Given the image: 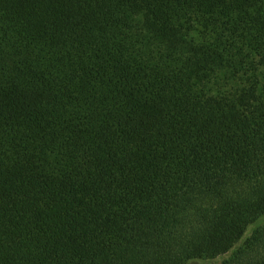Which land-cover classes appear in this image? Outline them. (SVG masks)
<instances>
[{
	"label": "trees",
	"instance_id": "obj_1",
	"mask_svg": "<svg viewBox=\"0 0 264 264\" xmlns=\"http://www.w3.org/2000/svg\"><path fill=\"white\" fill-rule=\"evenodd\" d=\"M219 257L264 264V0H0V264Z\"/></svg>",
	"mask_w": 264,
	"mask_h": 264
},
{
	"label": "rangeland",
	"instance_id": "obj_2",
	"mask_svg": "<svg viewBox=\"0 0 264 264\" xmlns=\"http://www.w3.org/2000/svg\"><path fill=\"white\" fill-rule=\"evenodd\" d=\"M250 231H251V228H249L247 232L248 235L250 234ZM222 260L223 258L219 257L213 260H192V261L187 262L186 264H221Z\"/></svg>",
	"mask_w": 264,
	"mask_h": 264
}]
</instances>
